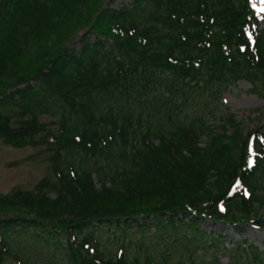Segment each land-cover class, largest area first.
I'll list each match as a JSON object with an SVG mask.
<instances>
[{"label": "trees", "instance_id": "obj_1", "mask_svg": "<svg viewBox=\"0 0 264 264\" xmlns=\"http://www.w3.org/2000/svg\"><path fill=\"white\" fill-rule=\"evenodd\" d=\"M118 1L0 0V141L49 163L0 194V264L52 244L66 264H152L106 258L101 227L264 228V136L208 106L239 82L264 99V0Z\"/></svg>", "mask_w": 264, "mask_h": 264}, {"label": "rangeland", "instance_id": "obj_2", "mask_svg": "<svg viewBox=\"0 0 264 264\" xmlns=\"http://www.w3.org/2000/svg\"><path fill=\"white\" fill-rule=\"evenodd\" d=\"M115 2L119 3L118 0ZM260 11L264 14V7ZM260 27H264V18L260 22ZM80 46L78 37L72 48L78 51ZM206 100L209 98L205 97L197 104H193L198 108L197 111L202 109L203 105L205 107ZM212 100L210 99L211 102L208 104L212 110V115L209 116L210 124L219 125L220 117L230 113L235 116L244 136L253 129H258L264 136V99L252 92L248 83L239 82L232 85L221 94L218 102ZM189 102L193 103L191 100ZM41 120L52 122L53 129L56 128L57 118L42 116ZM47 157L42 148H13L0 141V194H8L13 189L34 190L39 181L48 175ZM257 183L264 188V175L259 177ZM155 223L158 226L143 231L135 228L122 230L101 227L95 230L94 235L99 241L100 249L106 253V258L115 259L126 252L127 257L137 258L141 262L149 257L152 264H264V228L260 230L251 224L242 225L240 226L242 232L235 233L228 225L199 221L198 226L206 233L222 236L223 246L228 249L224 251L225 255H222L223 253L219 252L222 247L220 242L212 240V236L208 234L204 235L201 230L195 229V226L184 233H176V230L173 231L168 226L164 231L159 229L160 225L165 224L163 219ZM262 223L264 224V219ZM21 240L23 241V236L17 238V242ZM25 240L30 242L26 238ZM244 240L247 245L251 244L258 248L261 262H254L250 255L247 259L249 249L248 252H244L241 247L236 249ZM30 253L32 254V251ZM32 255L35 264H66L61 246L58 248L53 244L48 245ZM4 264L17 263L9 258Z\"/></svg>", "mask_w": 264, "mask_h": 264}]
</instances>
